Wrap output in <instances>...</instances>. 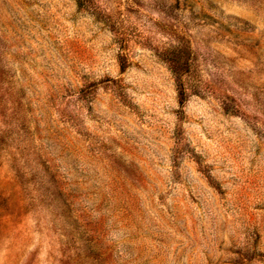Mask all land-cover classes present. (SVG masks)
Masks as SVG:
<instances>
[{
  "label": "rangeland",
  "instance_id": "1",
  "mask_svg": "<svg viewBox=\"0 0 264 264\" xmlns=\"http://www.w3.org/2000/svg\"><path fill=\"white\" fill-rule=\"evenodd\" d=\"M0 264H264V0H0Z\"/></svg>",
  "mask_w": 264,
  "mask_h": 264
}]
</instances>
